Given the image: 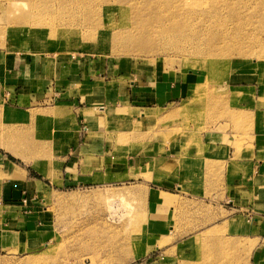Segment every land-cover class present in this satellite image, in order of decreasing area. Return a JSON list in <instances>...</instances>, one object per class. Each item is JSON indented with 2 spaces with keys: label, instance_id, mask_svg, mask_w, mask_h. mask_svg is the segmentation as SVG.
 I'll return each mask as SVG.
<instances>
[{
  "label": "rangeland",
  "instance_id": "obj_1",
  "mask_svg": "<svg viewBox=\"0 0 264 264\" xmlns=\"http://www.w3.org/2000/svg\"><path fill=\"white\" fill-rule=\"evenodd\" d=\"M34 1L43 10L30 12L32 0H0V156L47 184V196L40 198V205L47 209L55 234L46 246L27 254L0 253V264H139L145 257L173 259L175 233H183L182 228L196 223L202 214L193 210L194 204L175 197L155 207V214L165 209L168 223L174 226L172 234L150 235L154 208L150 187L155 185L147 182L158 183L172 172L180 175L183 189L202 187L203 180L210 178L212 190V182L216 186L221 174L219 167L204 161L217 154L209 151L207 142L229 143L233 159L251 147L252 131L264 115V49L246 33L261 25L264 38V4L260 0H229L227 4L210 0L209 8L217 4L220 11L210 18L212 28L205 29L206 33L192 30L199 41L190 38L175 47L148 36L149 24L166 16L169 9L162 0L137 4L127 0ZM222 20H228L227 31ZM36 22L41 25L38 29L31 27ZM119 23L124 30L138 27L136 35L145 34L150 44L119 41ZM205 43L216 45L209 52L194 50ZM221 48L226 49L218 52ZM32 57L70 64L69 71L64 74L56 65L46 84L32 81L29 89L31 80L25 77ZM89 68L96 71L102 89L94 91L96 86L90 85L96 77H91ZM111 72L115 80L109 81ZM18 75L23 82L15 83L19 78L13 77ZM130 79H163L166 96L169 89L177 94L167 97L165 107L154 102L131 103L139 108H131L132 115L125 113L115 129L105 131L101 125L98 134L86 138L90 134L80 124V107L94 105L101 113L109 94L104 87ZM62 92L67 95H54ZM93 94L101 95L103 101L93 102ZM85 140L86 148L90 142L102 146L97 164L84 159L83 146L79 150ZM71 159L75 165L69 169ZM241 171L234 165L230 176L234 179ZM241 221L247 223V217L241 216ZM147 245L152 247L141 254ZM251 247L248 242L245 258L238 264H250ZM222 258L210 255L205 247L204 264H224Z\"/></svg>",
  "mask_w": 264,
  "mask_h": 264
},
{
  "label": "crops",
  "instance_id": "obj_2",
  "mask_svg": "<svg viewBox=\"0 0 264 264\" xmlns=\"http://www.w3.org/2000/svg\"><path fill=\"white\" fill-rule=\"evenodd\" d=\"M71 64L74 68L78 67L77 63ZM56 65L63 70L64 74L69 71L70 64L63 65L58 61L55 64L47 57L43 59L32 57L27 63L26 72L28 76L25 77L31 80L29 89L32 88V81L37 83L42 81L46 84L51 72L55 74ZM4 67H7V64ZM88 70L93 72L91 77H96L90 84L96 86L94 91L102 89L96 71L92 68ZM85 72L87 71L84 70ZM111 74L112 72L107 75L109 81L115 80ZM16 78L19 79L15 83L23 82L19 75L13 77L15 80ZM26 83L28 86L29 83ZM149 83L152 85L150 88L144 89L142 87L145 84L149 85ZM153 86L154 89H151ZM50 89L47 88V91ZM104 90L105 92L109 90V94L105 98V106L101 107V113L96 111L100 107L96 108L94 105L87 104L80 107V124H82L83 130L90 134L86 138L98 134L101 125L104 126L105 131L115 129L119 121L123 120L122 116L125 113H128V116L132 115L130 109L132 108L133 111L139 108L131 106V103L137 102L145 105L154 102L155 106L165 107L167 97L173 93L177 94V90L169 89L166 96L167 85L163 79L151 82H137L130 79L125 83L121 82V85L113 83L110 88L104 87ZM61 94L67 95L66 92L54 93L56 96ZM97 99L103 101L101 95L93 94V102L98 101ZM62 102H66V100H62ZM108 122L109 126H107ZM257 124L252 131L251 147H245L244 152L236 159H233L234 149L229 143L225 141L207 142L209 151H217V154L211 159L205 158L204 161L208 166L219 167L218 172L221 174L216 186L214 181L212 182L213 187L215 186L214 190L213 187L211 190L210 178L203 180L201 188L188 189L186 187L183 189L180 175L172 172L159 180L158 183L147 182L149 185H155L150 187L154 202L150 235H166L168 231L172 234L174 226L168 223L170 219L165 216L167 215L165 209L162 208V211L155 214V207H161L172 202L175 197H178V200L182 202L194 204L193 210L195 209L202 215L199 216L196 223L188 227L191 231L184 227L182 228L183 233H175L173 244L175 256L173 259L170 257L161 259L160 256L145 257L139 264H204L206 260L203 261L202 259L205 247H207L210 255L214 254V257L216 254L221 255L224 264H238V260L241 262V257L245 258L248 242L252 244L250 264H263L264 115L260 117ZM87 144L85 140L84 143L80 144L79 150L83 146L84 159L92 165V161L96 160L95 163L97 164L101 160L102 146L90 142L89 146L91 147L86 148ZM72 159L69 161V169L75 165ZM113 160L114 157L112 156V163ZM234 165L239 166L242 171L232 179L230 175ZM46 186L47 184L43 180L32 177L27 169L3 155L0 156V253L3 256H17L41 249L54 236L55 230L49 220L47 209L40 205L42 203L40 198L43 195L47 196L48 189ZM241 216L247 217L248 222H242ZM216 230H223L224 232L223 234H215ZM196 245L199 247L198 256L193 258ZM151 247L147 245L140 253H146ZM218 257L220 260L221 257ZM219 260L218 262H221Z\"/></svg>",
  "mask_w": 264,
  "mask_h": 264
},
{
  "label": "bare ground",
  "instance_id": "obj_3",
  "mask_svg": "<svg viewBox=\"0 0 264 264\" xmlns=\"http://www.w3.org/2000/svg\"><path fill=\"white\" fill-rule=\"evenodd\" d=\"M139 1L140 0H127V2H129V4L130 3L131 4L132 3L137 4V3H139ZM157 2L158 1L156 0L155 3H157ZM162 2H164L163 3L164 6L166 5V6L169 7V9L167 11V14L164 17L158 16L156 22L149 24V27L147 29L148 36H150V39H152V41L153 40L160 39V41H162V43L167 42L169 44L175 45V47L176 46H179L180 47V44L183 43L184 40L187 41L190 38H194L195 39L194 34L191 33L192 30H196L197 32H202L203 31V33H204L205 32V29H207V31L209 29H211L212 28V22H213V20H210V18L217 16V14H219V12H220L219 11V6H217V4H224V3L227 4V3H230L229 0H217L216 7L209 8V4L208 3L210 2V0H162ZM260 2H261V4H264V0H260ZM30 4L32 5L30 12H34V11L37 12L36 9H38V11L43 10V9H41L39 7L40 4H37V2H35L34 0H32V2H30ZM33 6L36 7V8L34 9ZM174 8H175V10H173ZM182 8H186L187 11H180ZM220 9H221V7H220ZM231 10H230V12H231ZM157 11H159V10H157ZM234 11H236V8H235ZM154 12L151 13V14L157 13V12H155V13ZM245 13L246 12H244L243 14H245ZM231 14L233 15V10H232V13ZM240 14H241L240 12L237 14L238 17H239ZM221 15H222V13H221ZM232 15L231 16L228 15V16L229 17H232ZM244 16H242V17H244ZM233 18H235V17H233ZM23 19H25V18H23ZM143 21H142V23H143ZM222 21H223V24H222L223 25V28L226 27L227 28L226 31H227L229 29L228 20H225V21L222 20ZM183 22L184 23L186 22V23L184 24ZM235 22H236V20H235ZM119 24L116 25V27H117L116 29L119 30V32L116 34L117 35V39L119 41L120 40L122 42L128 41L126 43V45H128L129 42L130 43L132 42L133 44L134 43L140 44V42H142L141 43V46H142L143 43H149L150 44V39L145 38L146 37L145 34H143L141 37H139V36L136 35V31L139 30L138 27H135L133 25L134 27L132 29V27L127 26L128 28H125V30H124V29H122V24L121 23H119ZM142 25H143L142 28L144 30V28L146 27V24L143 23ZM39 26H41V25L36 22L34 24V26H31V27H34L35 29H38ZM113 27H115V26H113ZM241 27H243V25ZM241 27L238 26L237 27V31L239 30L241 32L243 30V28H241ZM262 27L263 26H261V25L260 26H252L251 28H248L247 29L246 35L247 36H250V39L252 41H254L255 43H258L264 49V38H262L260 36L261 35V32L260 31H261ZM50 32L52 34V37L53 36L56 37L57 34L55 32H53L52 30H50ZM218 32H217L216 35H219L220 36V34H219L220 32L219 33ZM144 35H145V37H144ZM197 37H199V35H197ZM195 40L199 41V38H196ZM197 45H198V43H197ZM214 45H216V44H211L210 43V45L206 46V43H205V45H203V46L201 45V48L198 49L196 47L194 50L195 51H201V52H204V51H208L209 52V51L212 50L211 46H214ZM137 46L140 47V45H137ZM151 47L153 48L152 45H148V48H151ZM182 49H183V47H182ZM222 49H226V48H221V49L218 50V52H220V50H222ZM207 57H208V55H207ZM25 136H24V138H25ZM13 137H14V135H13ZM21 137H23V136H21ZM26 139H27V137H26ZM12 140H13V138H12ZM19 140H21V139H19ZM22 140L24 141V139H22Z\"/></svg>",
  "mask_w": 264,
  "mask_h": 264
}]
</instances>
